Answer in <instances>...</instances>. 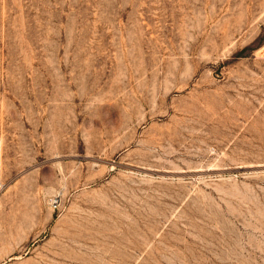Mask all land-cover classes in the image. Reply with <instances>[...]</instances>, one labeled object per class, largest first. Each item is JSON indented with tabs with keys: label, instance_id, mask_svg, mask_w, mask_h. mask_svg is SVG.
I'll list each match as a JSON object with an SVG mask.
<instances>
[{
	"label": "rangeland",
	"instance_id": "1",
	"mask_svg": "<svg viewBox=\"0 0 264 264\" xmlns=\"http://www.w3.org/2000/svg\"><path fill=\"white\" fill-rule=\"evenodd\" d=\"M0 264H264V0H0Z\"/></svg>",
	"mask_w": 264,
	"mask_h": 264
}]
</instances>
